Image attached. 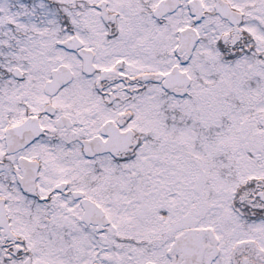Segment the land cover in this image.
Here are the masks:
<instances>
[{"label":"snow or ice","instance_id":"6c2138e0","mask_svg":"<svg viewBox=\"0 0 264 264\" xmlns=\"http://www.w3.org/2000/svg\"><path fill=\"white\" fill-rule=\"evenodd\" d=\"M0 264H264V0H0Z\"/></svg>","mask_w":264,"mask_h":264}]
</instances>
